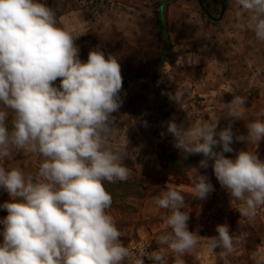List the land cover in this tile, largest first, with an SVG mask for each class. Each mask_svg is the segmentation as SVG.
Masks as SVG:
<instances>
[{
    "label": "clouds",
    "instance_id": "clouds-1",
    "mask_svg": "<svg viewBox=\"0 0 264 264\" xmlns=\"http://www.w3.org/2000/svg\"><path fill=\"white\" fill-rule=\"evenodd\" d=\"M234 16L238 29L264 43V0H235ZM77 37L59 26L54 10L41 0H0V160L11 158L13 150L41 158L35 174L0 166V189L9 196L0 204L7 211L0 219V264H145V258L167 264L169 254L174 264H185L183 256L194 253L205 237L189 230L185 198L169 182L152 198L167 212L161 220L170 229L159 235L158 249L134 254L121 241L105 188V182H126L130 175L123 154L108 142L124 102L121 65L99 48L81 61ZM168 95L182 108L181 91ZM245 105L246 97L232 94L225 103L229 123L222 129L219 119L188 128L172 119L167 132L186 157L202 155L199 168L211 161L220 186L240 203V216L254 219L264 208V160L257 151H236L232 144L258 147L264 121L249 122L245 135L234 133L232 123L241 119ZM234 151V158L225 155ZM189 180L199 200L215 190L197 169ZM215 231L208 246L230 264L241 238L227 224ZM252 258L264 264V248Z\"/></svg>",
    "mask_w": 264,
    "mask_h": 264
},
{
    "label": "rangeland",
    "instance_id": "rangeland-1",
    "mask_svg": "<svg viewBox=\"0 0 264 264\" xmlns=\"http://www.w3.org/2000/svg\"><path fill=\"white\" fill-rule=\"evenodd\" d=\"M166 1L41 0L54 10L59 26L78 36L75 43L81 61L87 60L90 50L99 48L105 56H116L121 65L124 102L114 114V131L108 142L123 154L130 170L128 180L141 183L150 191L146 198H128L114 203L109 210L122 232V243L134 254L144 248L158 249L156 240L170 229L166 230L161 220L167 212L158 210L152 198L169 182L185 198L189 230L205 237L194 253L183 256L185 264H223L219 249L209 248L207 236L200 228L204 223L222 224L224 219L236 222L237 237L241 238L236 252L228 258L230 264H255L252 253L264 248V208L258 209L254 219L241 217L239 212L234 219L232 206L227 212L209 214L212 207L221 208V203L224 206L233 202L237 208L240 203L231 201L220 186L211 161L207 169L193 168L184 174L168 169L169 156L183 152L174 147L167 122L174 119L188 128L198 121L219 119L222 129L229 123L225 103L231 101L232 94L246 97L243 116L232 123L234 133L245 135L249 122L258 118L264 121V116L258 117L264 112V43L257 41L253 32L236 27L235 0H227L222 18L223 0H203L206 10L220 18L217 21L208 17L199 0ZM176 90L184 94L182 108L169 99L168 94ZM232 147L236 151H257L264 160V140L258 147L235 141ZM235 154L225 153L229 158ZM40 160L36 154L13 150L11 158L0 160V166L19 167L25 174H35ZM196 169L208 176L215 189L205 200L197 199L192 191L189 177L196 174ZM7 200L8 193L0 189V204ZM6 215L7 211L0 209V219ZM2 239L0 236V242ZM166 258L167 264H174L171 254ZM145 264L152 262L145 258Z\"/></svg>",
    "mask_w": 264,
    "mask_h": 264
},
{
    "label": "trees",
    "instance_id": "trees-1",
    "mask_svg": "<svg viewBox=\"0 0 264 264\" xmlns=\"http://www.w3.org/2000/svg\"><path fill=\"white\" fill-rule=\"evenodd\" d=\"M204 3V2H203ZM164 4L161 6L163 7ZM160 15V12H159ZM161 31L166 38V29L160 20L159 22ZM166 39H164L165 41ZM57 86L59 85V80L56 81ZM186 153H182L179 156L170 155L167 162V167L170 171L177 174H184L187 171L192 170L193 168H198L199 161L203 159L202 155H189L186 157ZM186 157V158H185ZM193 162H197L193 165ZM106 190L112 195V206L114 203H121L123 200L128 198L134 199H143L149 196V189L147 186L127 180L126 182H117V183H107L105 182Z\"/></svg>",
    "mask_w": 264,
    "mask_h": 264
},
{
    "label": "crops",
    "instance_id": "crops-1",
    "mask_svg": "<svg viewBox=\"0 0 264 264\" xmlns=\"http://www.w3.org/2000/svg\"><path fill=\"white\" fill-rule=\"evenodd\" d=\"M229 206H232V209L234 210V215H233V218L235 219L236 217H237V212H238V208H237V206H235V204H233V202L232 203H229V205H227V204H225L224 206H223V203H221V204H219L218 205V207H221V208H217V209H215L214 207H212L209 211H208V213L209 214H213V213H215L216 211L217 212H219L220 210H224L225 212H227L226 211V209H228V207ZM206 218H208V217H206ZM225 220V222L224 223H222V224H227L228 226H229V228H230V232H232L233 233V235L234 236H237V234L239 233V227H238V225L236 224V222H231V221H227L226 219H224ZM216 226L217 225H212L211 224V222L210 223H204L203 225H202V227L200 228V232H203L204 234H206V236H207V238H210L214 233H216V231H215V229H216ZM215 227V228H214ZM217 234V233H216Z\"/></svg>",
    "mask_w": 264,
    "mask_h": 264
},
{
    "label": "water",
    "instance_id": "water-1",
    "mask_svg": "<svg viewBox=\"0 0 264 264\" xmlns=\"http://www.w3.org/2000/svg\"><path fill=\"white\" fill-rule=\"evenodd\" d=\"M171 0H167L165 3L170 2ZM199 3L201 5V7L203 8V10L205 11V13L208 15V17L214 21L219 20L220 18H222V16L224 15L225 11H226V5H227V0H223L222 5H223V9H222V13H221V17L219 19L214 18L209 12L208 10H206L203 0H199ZM161 15H163V11H161Z\"/></svg>",
    "mask_w": 264,
    "mask_h": 264
}]
</instances>
